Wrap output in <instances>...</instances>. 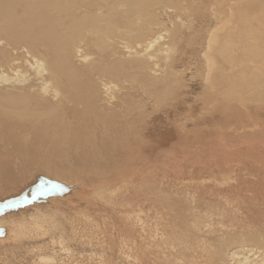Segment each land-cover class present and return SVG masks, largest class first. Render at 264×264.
<instances>
[{
  "label": "rangeland",
  "instance_id": "1",
  "mask_svg": "<svg viewBox=\"0 0 264 264\" xmlns=\"http://www.w3.org/2000/svg\"><path fill=\"white\" fill-rule=\"evenodd\" d=\"M112 1L121 29L67 51L95 87L91 131L74 103L70 118L12 121L29 84L9 68L49 55L0 39V264H264V0H145L161 43L181 19L191 32L188 53L155 61L127 47L140 0Z\"/></svg>",
  "mask_w": 264,
  "mask_h": 264
},
{
  "label": "bare ground",
  "instance_id": "2",
  "mask_svg": "<svg viewBox=\"0 0 264 264\" xmlns=\"http://www.w3.org/2000/svg\"><path fill=\"white\" fill-rule=\"evenodd\" d=\"M154 1L156 2V0ZM158 1L159 0H157V3ZM108 3H110V0H0V39L4 38L8 41V43H11V44L12 43L15 44L21 41V39L22 40L28 39L30 40L32 46L33 45L43 46L47 51V55H49L47 60H43L38 57H33L32 61L27 59V62H28L27 65H30V66L27 67V69L24 71L20 70V65L11 66L10 63L14 59L10 54L4 53L2 55L3 65L5 67L11 66L9 69L15 75L18 76L17 81L15 82L20 83L21 85L29 84V86H26L24 88V89H27V92H25L26 94H24L21 97L20 106L17 108L16 107L13 108L15 109L16 114L13 115L12 121H14L16 124L20 123L21 125H26L23 127H32V126H27V125L32 122L31 125L34 126L35 121L37 120L39 121L40 119L44 120V118H46L44 122L51 121V120H53V122L60 120V119L62 120L63 117H66L69 115L68 112H70L69 108L71 107L70 103H74L75 105L76 104L82 105V110H81L82 112H78L74 109L75 113L73 115L74 117H72L73 120H77L79 118L83 120L81 123L84 125L80 127L82 128V131H87V130L91 131L90 126H91V116H92L91 114L92 113H94L93 116H94L95 121H99V119H101L100 118L101 115L96 113L95 109H93V101L95 100L94 99L95 87L89 84L88 81L86 80V77L82 75V72L79 71L77 68H75L71 64L70 57L68 56L67 51L70 47L74 46L77 41L83 39L87 35L91 36V32H93L94 35L95 33H97V36L99 34V36L101 35L102 37L109 38L108 35H110L112 32H115L121 29L120 27L121 26L120 23L122 22L121 19L116 18L114 16L115 14H113L112 12L114 8L116 9L117 5L118 6L121 5V2L116 1V4L118 3L116 6L114 5V3H112L113 7L111 8H110L111 5L109 7L107 6ZM133 3H135V1ZM147 4H145V0H140L138 2V6H135V4H133L132 8H130L131 10L134 9L133 11H130V12L133 13V16L137 18L138 23L137 22L136 23L139 24L140 27L137 28L136 31L129 30V31L124 32L125 37H127V39L132 44L127 47L135 50L136 53H138V50L139 51L141 50V52L144 51V53L146 52V54L148 55L147 57L148 61H155V59L158 58L160 53L165 56V60H169V59L171 60L173 55H176L177 53H180V52H183V53L187 52L190 49V39L188 38V35L191 32H189L190 30L187 28L188 25L184 21L185 19L184 20L181 19L182 20L181 28L179 29L181 30V35H180L181 37H180V40L177 42V44L174 47H172L169 44L161 43V40L164 39V36L163 34L157 32L155 28H153V20H151L152 18L142 17L145 14L147 16L149 13L147 8L150 5L148 4L147 6ZM124 7H126V5H124ZM127 7L129 8V4H127ZM95 10L97 11L100 10V12H97ZM152 10L151 12H153ZM127 13L130 14L128 11ZM137 15H139V17ZM99 20L103 21L105 24L103 26H100L99 30H97L96 24L98 23L97 21ZM129 21L131 22L134 20H129ZM24 22L28 23L27 27L23 26ZM199 23L200 21L197 23V25H199ZM202 24H204V21ZM91 26L92 27L95 26L96 28L91 29ZM130 27L131 26H129V28ZM123 28L125 27L123 26ZM127 28H128V25H127ZM195 30L197 31V29ZM255 34L256 33H254V35ZM197 42H199V40ZM228 42L230 43V41ZM182 44H184V46H182ZM199 44L201 43L199 42ZM32 46L30 50L33 52L34 51L33 47L35 46L33 47ZM152 48H155L154 50L155 52L148 51ZM203 49H204V46H203ZM222 50L225 51L226 48L224 47V49ZM31 51L29 53H32ZM86 57L87 55L83 56L84 59ZM147 59L145 58L141 60L135 59L133 60L134 62L130 63V66L136 67V68H139V67L143 68V66H141L142 64L146 65L149 63ZM226 60L228 61L229 59H226ZM83 68L85 67H82L81 69ZM96 74L99 75L98 73ZM102 74H103L102 76H108L107 74H109V72L104 71L102 72ZM9 81H10L9 74L5 73L4 71L0 72V82L5 83ZM105 84L108 85L107 83ZM91 90L93 91L92 95H91ZM57 105L58 106L63 105L64 108H60ZM68 118H70V116H68ZM22 122L24 124H22ZM11 126H14V125L12 124ZM59 126L60 125H58V127ZM72 128H75L76 133L81 132L78 130L79 128L77 127L72 126ZM249 237L251 236L249 235ZM252 241L254 242V240ZM224 243L226 242L224 241ZM243 247H245V245ZM250 247L252 248V246ZM259 250L261 249L259 248ZM262 253L264 254V251ZM245 258H246L245 260L247 261L248 257H245Z\"/></svg>",
  "mask_w": 264,
  "mask_h": 264
}]
</instances>
